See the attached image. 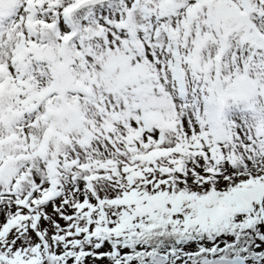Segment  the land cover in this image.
Wrapping results in <instances>:
<instances>
[{"label": "snow or ice", "instance_id": "obj_1", "mask_svg": "<svg viewBox=\"0 0 264 264\" xmlns=\"http://www.w3.org/2000/svg\"><path fill=\"white\" fill-rule=\"evenodd\" d=\"M0 264H264V0H0Z\"/></svg>", "mask_w": 264, "mask_h": 264}]
</instances>
